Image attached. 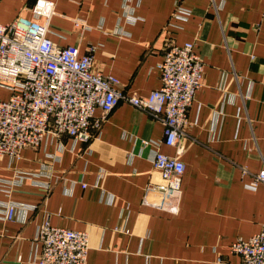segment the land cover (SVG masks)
<instances>
[{
	"label": "crops",
	"instance_id": "obj_1",
	"mask_svg": "<svg viewBox=\"0 0 264 264\" xmlns=\"http://www.w3.org/2000/svg\"><path fill=\"white\" fill-rule=\"evenodd\" d=\"M34 1L0 0V23L30 18ZM49 1L56 13L50 39L77 46L80 55L95 45L93 69L115 77L127 94L159 87L157 65L168 42L196 44L204 70L178 157L182 195L176 215L156 199L144 202L159 178L149 160L154 148H142L141 140L160 141L163 126L120 102L87 143L48 137L0 160V205L31 208L0 219V264H33L44 219L88 233L86 264H238L229 245L264 224V185L249 189L251 178L239 169L264 168V0H180L177 10L176 0H131L133 23L124 0ZM8 97L0 87V100ZM159 151L175 154L164 145Z\"/></svg>",
	"mask_w": 264,
	"mask_h": 264
},
{
	"label": "built area",
	"instance_id": "obj_2",
	"mask_svg": "<svg viewBox=\"0 0 264 264\" xmlns=\"http://www.w3.org/2000/svg\"><path fill=\"white\" fill-rule=\"evenodd\" d=\"M130 1L124 0V16L133 23V9L127 5ZM179 3L176 0V10ZM28 10L30 18L17 16L8 24L0 23V87L9 92L6 100H0V160L18 158L23 148H38L48 137L87 143L99 133L109 113L125 102L163 126L160 141L141 140L142 148H154L149 160L159 178L148 184L143 199L146 203L156 199L157 207L176 215L184 172L178 157L188 139L187 111L201 87L204 70L196 44L168 42L157 65L159 87L145 96L127 94L115 77L93 69L95 45L80 55L77 46H61L50 39L51 19L56 14L52 1L35 0ZM73 25L88 29L81 19H73ZM160 145L173 148L174 156L161 153ZM239 169L251 178L249 189L264 185V168L257 173ZM28 209L18 203H3L0 219L13 221L18 211ZM34 241L39 250L33 264H86L89 237L85 231L53 226L44 219ZM229 252L239 257L238 264H264V224L247 239L233 241ZM216 262L223 261L218 256Z\"/></svg>",
	"mask_w": 264,
	"mask_h": 264
}]
</instances>
